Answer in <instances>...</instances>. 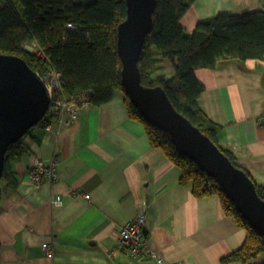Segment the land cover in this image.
I'll use <instances>...</instances> for the list:
<instances>
[{
  "label": "crops",
  "instance_id": "0c3cea01",
  "mask_svg": "<svg viewBox=\"0 0 264 264\" xmlns=\"http://www.w3.org/2000/svg\"><path fill=\"white\" fill-rule=\"evenodd\" d=\"M244 11L264 12V0H196L181 24L190 36L202 20ZM195 77L202 111L222 127L220 145L264 186V59L197 69ZM21 144L18 186L0 198V264H223L246 241L217 195L198 198L192 183L181 184V169L151 145L120 90L108 103L88 102L73 122L33 127ZM37 159L56 162L57 181L34 184ZM142 212L162 263L117 246L122 227Z\"/></svg>",
  "mask_w": 264,
  "mask_h": 264
},
{
  "label": "trees",
  "instance_id": "16d2710c",
  "mask_svg": "<svg viewBox=\"0 0 264 264\" xmlns=\"http://www.w3.org/2000/svg\"><path fill=\"white\" fill-rule=\"evenodd\" d=\"M195 1L157 0L154 28L139 61L142 84L162 87L174 107L235 164L231 151L218 141L222 127L209 119L199 105L204 87L195 71L219 69L230 61L243 67L248 60L264 59V12L220 14L199 22L189 36L181 22ZM126 17V0H0V54L23 58L42 77L51 71L60 73L58 96L62 99L84 97L92 105L105 104L112 100L114 91L125 93L118 27ZM26 45H37L43 57L25 51ZM166 60L173 68L172 76L160 74ZM126 105L131 118L144 124L151 145L162 149L181 169V184L192 183L198 198L217 195L226 215L246 230L244 245L224 258L223 264H247L260 257L259 264H264V236L241 216L219 182L179 155L169 134L148 123L127 96ZM22 154L21 141L9 147L1 188H17L13 163ZM242 170L264 200V186Z\"/></svg>",
  "mask_w": 264,
  "mask_h": 264
},
{
  "label": "water",
  "instance_id": "95a60500",
  "mask_svg": "<svg viewBox=\"0 0 264 264\" xmlns=\"http://www.w3.org/2000/svg\"><path fill=\"white\" fill-rule=\"evenodd\" d=\"M126 4L127 17L118 27L126 96L148 123L169 134L179 155L219 182L241 216L264 236V200L251 178L174 107L162 87L142 84L139 61L154 28L157 0H126ZM50 105L51 96L42 76L23 58L0 54V181L9 147L47 118Z\"/></svg>",
  "mask_w": 264,
  "mask_h": 264
},
{
  "label": "built area",
  "instance_id": "2783aa9c",
  "mask_svg": "<svg viewBox=\"0 0 264 264\" xmlns=\"http://www.w3.org/2000/svg\"><path fill=\"white\" fill-rule=\"evenodd\" d=\"M26 49L34 52L39 57H43L37 45H28ZM42 78L51 96V105L47 112V118L43 120L44 127L50 130L52 122L67 123L75 121L80 109L88 104V102H85L84 97H72L67 100L58 96V92L62 85V75L60 73L51 71ZM30 176L36 185H40L45 181H57L56 162L47 164L42 159H37L30 169ZM85 198L90 199V195H85ZM56 203L60 205L61 199L59 198ZM146 224L147 215L142 212L137 218L122 227L117 246L136 259H150L162 263L163 259L151 247L145 235ZM46 248H48V246H46Z\"/></svg>",
  "mask_w": 264,
  "mask_h": 264
},
{
  "label": "rangeland",
  "instance_id": "374dc122",
  "mask_svg": "<svg viewBox=\"0 0 264 264\" xmlns=\"http://www.w3.org/2000/svg\"><path fill=\"white\" fill-rule=\"evenodd\" d=\"M162 66L164 67V70L160 73L161 75H169L172 74L173 68L168 60H166ZM85 102H89L88 100H85Z\"/></svg>",
  "mask_w": 264,
  "mask_h": 264
},
{
  "label": "bare ground",
  "instance_id": "6f19581e",
  "mask_svg": "<svg viewBox=\"0 0 264 264\" xmlns=\"http://www.w3.org/2000/svg\"><path fill=\"white\" fill-rule=\"evenodd\" d=\"M27 46H28V45H26V46L24 47V50L27 51V52H30V53H32V54H34V55H36L34 52L28 51V50L26 49ZM37 73H38V72H37Z\"/></svg>",
  "mask_w": 264,
  "mask_h": 264
},
{
  "label": "clouds",
  "instance_id": "9594fccd",
  "mask_svg": "<svg viewBox=\"0 0 264 264\" xmlns=\"http://www.w3.org/2000/svg\"><path fill=\"white\" fill-rule=\"evenodd\" d=\"M40 125V124H39Z\"/></svg>",
  "mask_w": 264,
  "mask_h": 264
}]
</instances>
